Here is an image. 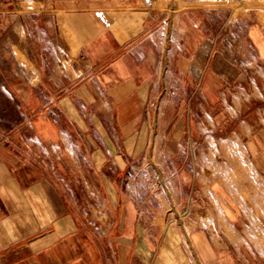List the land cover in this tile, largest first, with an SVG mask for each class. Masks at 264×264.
<instances>
[{"label":"crops","instance_id":"crops-1","mask_svg":"<svg viewBox=\"0 0 264 264\" xmlns=\"http://www.w3.org/2000/svg\"><path fill=\"white\" fill-rule=\"evenodd\" d=\"M182 1L0 0V264H264V0Z\"/></svg>","mask_w":264,"mask_h":264},{"label":"rangeland","instance_id":"rangeland-1","mask_svg":"<svg viewBox=\"0 0 264 264\" xmlns=\"http://www.w3.org/2000/svg\"><path fill=\"white\" fill-rule=\"evenodd\" d=\"M177 9H183L188 5L187 2H184L182 0H177ZM250 3H248L247 0L240 1L238 4L239 11H247L249 9ZM254 6H257L256 8H253V10H257L264 8V2H261L260 4H256ZM252 15V14H251ZM255 16V15H253ZM260 18L263 19V15L260 14ZM240 34L243 36L244 34ZM254 57H256V53H254ZM239 167H240V174L236 177L237 181V189L233 192L236 198L238 199V202L242 204V208L244 211L247 212V216L253 217V219H256L258 224H256V227L254 230L256 231V234L259 237L252 238L249 240H243L245 242V245L248 247L254 249L255 252H259L261 256L257 255L258 259L264 261V181L259 178L256 175H251L248 172L247 167L244 165V163L241 160H238ZM141 165L148 166L150 169L148 172L142 171L138 178V182L142 184V187L144 189L142 198L145 200H153L157 199L155 195H158L163 200H168L169 195L167 194V188L163 187L160 182L157 180V174L155 171L149 166V163L147 159L144 157L141 160ZM161 183H165L163 177L161 180ZM247 184V187L245 185ZM150 188L153 189V191H150ZM170 190V189H169ZM167 206V205H166ZM176 215H182L185 211V208L183 206H175L174 207ZM175 217V214H174Z\"/></svg>","mask_w":264,"mask_h":264},{"label":"water","instance_id":"water-1","mask_svg":"<svg viewBox=\"0 0 264 264\" xmlns=\"http://www.w3.org/2000/svg\"><path fill=\"white\" fill-rule=\"evenodd\" d=\"M161 180V179H160Z\"/></svg>","mask_w":264,"mask_h":264}]
</instances>
